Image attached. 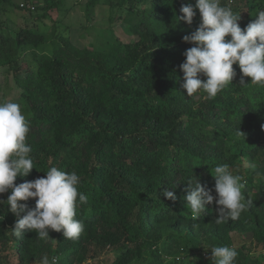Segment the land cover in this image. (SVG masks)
Listing matches in <instances>:
<instances>
[{"label":"trees","instance_id":"obj_1","mask_svg":"<svg viewBox=\"0 0 264 264\" xmlns=\"http://www.w3.org/2000/svg\"><path fill=\"white\" fill-rule=\"evenodd\" d=\"M100 1L86 3V17ZM104 1L136 40L122 42L109 31L98 47H80L56 28L42 33L36 24L11 35L3 30L2 5L21 9L0 0V70L5 77L13 73L20 90L35 167L14 184L57 167L75 171L78 191L89 199L77 208L84 232L75 241L51 230L47 241L27 230L17 238L11 231L26 213L17 216L0 205V264H42L44 257L99 264L104 256L107 264H212L211 247L224 245L238 251L236 264H264V88L240 85L234 64L237 75L215 98L203 91L186 96L179 66L193 45L183 37L197 29L200 16L196 9L192 25L176 18L195 0ZM60 5L44 0L38 20ZM222 5L239 14L242 30L264 10V0ZM219 164L244 177L242 192L253 207L238 220L217 224L214 201L193 219L184 199L187 181L193 177L214 189L211 174ZM165 191L174 192L175 202ZM21 203L35 208V199ZM234 236L248 246L236 247Z\"/></svg>","mask_w":264,"mask_h":264},{"label":"clouds","instance_id":"obj_2","mask_svg":"<svg viewBox=\"0 0 264 264\" xmlns=\"http://www.w3.org/2000/svg\"><path fill=\"white\" fill-rule=\"evenodd\" d=\"M198 9L200 24L190 35L183 37L185 43L192 44L184 52L185 60L179 66L183 73L182 88L186 96L192 97L203 91L208 99L215 98L237 75L233 69L238 64L242 73L240 85H256L264 88V10H259L256 19L243 30L239 26L240 16L230 7L222 5V0H195L180 8L183 20L192 25ZM230 36L229 40L225 37ZM206 77L201 80L200 76ZM243 77L251 78L246 83ZM30 125L21 107L16 102L0 103V194L10 190L7 210L19 216L14 236L21 238L25 230L34 231L40 240H51L49 230L60 233L68 240H77L84 232V224L76 219L77 208L89 203L88 196L78 191L81 177L75 172H66L51 167L43 177L21 184H14L18 176L27 177L35 168L30 156L31 146L27 144ZM237 137L244 133L237 130ZM211 176L215 180L214 189H208L196 178L187 181L185 192L186 207L193 219L198 220L206 211V205L215 201L217 224L238 220L251 207L253 201L243 195L247 181L233 174L227 164L216 165ZM213 191L215 195H213ZM166 199L175 202L173 191L163 193ZM35 199V208L28 209L26 203ZM238 251L231 246H212V264H236ZM42 264H57L44 257Z\"/></svg>","mask_w":264,"mask_h":264},{"label":"rangeland","instance_id":"obj_3","mask_svg":"<svg viewBox=\"0 0 264 264\" xmlns=\"http://www.w3.org/2000/svg\"><path fill=\"white\" fill-rule=\"evenodd\" d=\"M44 0H12L14 6L21 10L2 5L1 19L4 21L3 30L13 35V30H18L26 25L36 24L42 33H52L53 27L56 33L68 38L75 45L83 47H98L102 41L109 38V31L112 32L122 42H132L136 40L130 35L121 18H116V9H110L104 0H101L86 17L85 6L89 0H56L61 1L58 9L49 11V18L44 21L38 20L40 12L37 8L43 4ZM27 49L25 48V51ZM24 51V52H25ZM27 54V52H26ZM26 57H21L23 61ZM20 90L13 81V73L7 77L1 74L0 70V103L16 102L19 104ZM233 242L236 247L247 245L245 238L234 236ZM245 243V244H244ZM256 257L257 251L253 252ZM102 257L99 264H107Z\"/></svg>","mask_w":264,"mask_h":264},{"label":"built area","instance_id":"obj_4","mask_svg":"<svg viewBox=\"0 0 264 264\" xmlns=\"http://www.w3.org/2000/svg\"><path fill=\"white\" fill-rule=\"evenodd\" d=\"M261 255L264 257V249L261 251Z\"/></svg>","mask_w":264,"mask_h":264}]
</instances>
